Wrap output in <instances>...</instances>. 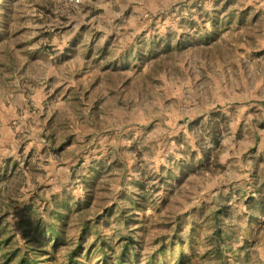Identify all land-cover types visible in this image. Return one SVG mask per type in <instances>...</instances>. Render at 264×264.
<instances>
[{"label":"rangeland","instance_id":"obj_1","mask_svg":"<svg viewBox=\"0 0 264 264\" xmlns=\"http://www.w3.org/2000/svg\"><path fill=\"white\" fill-rule=\"evenodd\" d=\"M64 200L85 247L139 221L130 264L165 226L216 264L222 205L223 264H264V0H0V264Z\"/></svg>","mask_w":264,"mask_h":264},{"label":"trees","instance_id":"obj_2","mask_svg":"<svg viewBox=\"0 0 264 264\" xmlns=\"http://www.w3.org/2000/svg\"><path fill=\"white\" fill-rule=\"evenodd\" d=\"M214 27L210 32L211 41L216 37V24L213 22ZM202 159L208 165L211 157L208 151L202 152ZM203 162L201 166H203ZM182 164V163H181ZM186 165V164H185ZM180 167V173L184 172L183 166ZM190 168V171L197 170ZM68 201L64 200L59 203L53 204L48 212L46 221L36 223L32 229L25 235L27 238L24 240L23 250L15 248L11 252H4L2 254V264H80V259L89 260L93 253H96L97 264H130L137 262L142 250L141 236L146 235L142 224L139 221L133 220L123 221V227L127 229L125 235L118 234L114 243L106 240L105 238L95 237V239L85 247V238L90 232V222H82L79 226V231L74 240L69 238V206ZM226 209L220 205L216 210L213 217L215 228L212 232L211 248L208 250L213 255L216 264H223V254L221 249L225 245L221 243L227 235L220 229L219 217L224 214ZM95 223V222H94ZM25 225L30 228V223L27 220ZM166 227V228H165ZM164 229L159 227L151 245L153 249L147 256V264H166L163 253L167 247L164 242V233H168L167 227ZM142 235L136 236V232ZM175 232V231H174ZM157 233V234H156ZM10 239L6 238L0 241L1 249L9 245ZM157 255L158 258H155ZM62 259V262H58ZM159 259V260H158ZM176 264H191L182 253L178 255Z\"/></svg>","mask_w":264,"mask_h":264}]
</instances>
